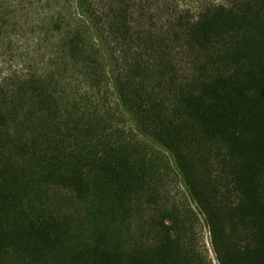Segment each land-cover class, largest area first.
Here are the masks:
<instances>
[{
  "label": "trees",
  "instance_id": "trees-1",
  "mask_svg": "<svg viewBox=\"0 0 264 264\" xmlns=\"http://www.w3.org/2000/svg\"><path fill=\"white\" fill-rule=\"evenodd\" d=\"M214 258L264 264V0H0V264Z\"/></svg>",
  "mask_w": 264,
  "mask_h": 264
},
{
  "label": "rangeland",
  "instance_id": "rangeland-1",
  "mask_svg": "<svg viewBox=\"0 0 264 264\" xmlns=\"http://www.w3.org/2000/svg\"><path fill=\"white\" fill-rule=\"evenodd\" d=\"M215 3H222L226 0H206ZM32 197V200L23 209L24 221L29 223V219H38L43 216H49L51 213L61 214L64 222L70 225L74 221L76 212H78L77 199L67 189H57L56 191L44 190ZM204 219V217H202ZM23 225V221H21ZM205 239L210 245L208 229L205 228ZM213 253V252H211ZM214 264H218L214 258Z\"/></svg>",
  "mask_w": 264,
  "mask_h": 264
}]
</instances>
